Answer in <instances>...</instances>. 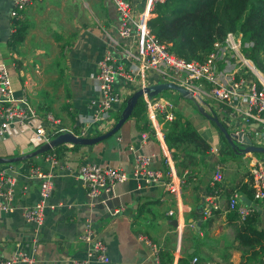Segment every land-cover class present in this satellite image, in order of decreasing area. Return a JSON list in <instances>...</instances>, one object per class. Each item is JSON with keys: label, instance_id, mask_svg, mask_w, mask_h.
Returning <instances> with one entry per match:
<instances>
[{"label": "crops", "instance_id": "0c3cea01", "mask_svg": "<svg viewBox=\"0 0 264 264\" xmlns=\"http://www.w3.org/2000/svg\"><path fill=\"white\" fill-rule=\"evenodd\" d=\"M128 2L134 8V15L141 11L143 0ZM12 4L13 0H0V64L7 70L13 94L25 96L38 115L51 114L60 121L61 127L80 129L90 115L89 104L98 99L90 75L103 53L110 49L104 34L114 36L117 28L111 1L31 0L25 10L17 12L16 18H10ZM13 22L26 27L24 40L16 46L26 69L23 63L15 62L12 49L7 47ZM111 53L118 63L128 65L116 50L111 49ZM156 83L149 81L150 85ZM113 88L121 93L122 80L116 79ZM121 105L114 108L103 125H91L88 137L110 130ZM176 109L184 114L188 111L182 104L176 105ZM195 120V130L207 144L219 153L222 147L230 156L216 128L204 118ZM27 125H12L0 137L1 161L21 158L23 153L31 154L38 149L40 145L33 134L37 123L30 121ZM141 134L147 135L144 143ZM159 143L150 129L139 132L129 119L114 136L97 145L56 147L59 167L54 170L53 192L36 233L35 249L32 248L34 229L24 223L21 210L36 204L38 183L24 174L33 168L46 170V164L40 156L0 164V168L12 166L4 175L15 180L12 211H0V259L21 251L33 257V264H238L240 254L234 249L233 237L242 220L227 217L230 213L227 202L235 188L246 182L245 174L228 179L229 170L219 158L209 155L204 167L177 171L171 159L174 149ZM165 153L174 176L181 177L186 172L177 198L164 188L168 181L165 175L155 184L131 178L137 155L152 156L148 168L164 174L169 169ZM217 162L221 166L222 181L213 185L211 176ZM83 163L118 169L128 180L116 184L107 198L101 197L92 203L86 197L85 188L74 178ZM207 199L217 208L204 217L202 211ZM259 211L257 226L264 228V205ZM173 220L177 228L172 226ZM86 224L104 246L107 263L97 262L95 258L87 260V245L78 239Z\"/></svg>", "mask_w": 264, "mask_h": 264}, {"label": "built area", "instance_id": "2783aa9c", "mask_svg": "<svg viewBox=\"0 0 264 264\" xmlns=\"http://www.w3.org/2000/svg\"><path fill=\"white\" fill-rule=\"evenodd\" d=\"M110 1L116 14L117 28L114 36L104 34L110 49L103 53L90 75L98 99L89 104L91 112L82 122L83 126L69 130L61 127L60 121L51 114L38 115L25 96L13 94L7 70L0 64V137L6 134L10 126L28 127L30 121L37 123L33 134L40 146L48 144L61 133H69L76 138L88 137L91 125H103L110 119L116 106L123 104L137 90L151 86L149 81L153 80L157 81L156 84L170 83L182 88L187 92V98L205 113L215 117L226 132L233 135L241 133L248 137L252 146L264 148V74L243 54V50L253 47L251 42H242L239 34L226 33L221 41L212 44L210 51L200 61L185 62L169 53V45L159 43L147 29L153 6L164 0H143L142 9L136 15L133 14L128 0ZM30 4L31 0H13L9 17L16 18L17 12L25 10ZM111 49L116 50L120 59L128 65L118 63ZM118 78L123 83L121 93L113 88L114 81ZM141 99L150 130L162 145L160 124L174 119L176 104L163 97L148 98L145 94H142ZM140 137L142 143L147 139L146 134H141ZM236 145L243 148L240 142H236ZM52 150L40 155V159L46 164V170L33 168L24 174L25 178L36 180L38 183L36 204L21 210L24 223L34 229L33 249L47 201L53 192L54 170L59 167L56 153L50 152ZM208 155L218 158L219 151L209 146ZM243 155L250 157L248 182L253 192V201H264V159H259L253 154ZM164 156L169 169L163 174L160 170L148 168L152 156L137 155L132 163L131 178L137 182L155 184L166 176L168 181H165L164 188L177 198L186 172L181 177L174 176L171 173L169 156L167 153ZM11 169V165L0 168V211L5 213L12 211L15 180L4 175L5 170ZM74 178L85 188L86 197L92 203L101 197L107 198L116 184L128 180L123 171L88 163L78 167ZM221 181V166L217 162L213 166L211 184H219ZM216 208V205L207 199L202 215L209 216ZM253 209V206L246 207L236 193L228 198L227 210L236 212L240 220L249 216ZM78 239L87 245V260L95 258L100 263L108 262L105 248L96 239L89 224L83 227ZM192 262L194 263L195 259ZM33 263V257L21 251L7 259H0V264Z\"/></svg>", "mask_w": 264, "mask_h": 264}, {"label": "trees", "instance_id": "16d2710c", "mask_svg": "<svg viewBox=\"0 0 264 264\" xmlns=\"http://www.w3.org/2000/svg\"><path fill=\"white\" fill-rule=\"evenodd\" d=\"M151 13L147 22L149 33L159 43L168 44V51L174 57L185 62L200 61L214 42L221 41L226 33H234L241 36L242 42L253 44L249 50H243V54L264 74V0H164L155 4ZM12 24L13 32L7 39L9 49L20 45L26 35L24 25ZM123 107L124 104L116 120ZM191 107L194 112L186 114L176 109L174 119L161 128L164 146L174 149L171 159L177 171L204 167L208 158L209 145L195 130V119L203 117L193 105ZM129 119L139 132L150 129L141 98L136 101ZM218 135L231 153L236 154L237 148H231L223 136ZM233 193L254 202L248 180L236 187L230 196ZM227 217L238 219L236 212L228 213ZM260 217L259 209H253L235 230L233 241L234 249L240 254L238 264H264V228L257 226Z\"/></svg>", "mask_w": 264, "mask_h": 264}, {"label": "water", "instance_id": "95a60500", "mask_svg": "<svg viewBox=\"0 0 264 264\" xmlns=\"http://www.w3.org/2000/svg\"><path fill=\"white\" fill-rule=\"evenodd\" d=\"M167 90L175 91L183 98H187V92L185 90L170 83H159V84L147 86L143 89L137 90L131 96H129V98L124 102V107L122 108L117 121L112 126V128H110V130H108L107 132L97 136L83 137V138H76L69 133H61L57 137L50 140L48 144L39 146L38 149L32 152L31 154H26L25 152L23 153V156L21 158L11 159L6 162L0 160V164L13 163V162L16 163L30 159L35 156H40L48 152L49 150L54 149L63 144H70L72 146L90 147L100 142H103L112 135H114L120 129V127L127 121V119L131 115L132 109L136 104V101L139 98H141L142 94H145L148 98H153L156 97L161 92ZM194 107L196 109V112L200 116H202L204 119H206L208 122L214 125L216 130L223 136L224 140L231 148L233 147L237 148L236 154H254V153L264 154V148H258L252 146L251 141L248 139V137L242 135L241 133L233 135L226 132L225 129L221 126V124L217 121L215 117H211L198 106H194ZM236 142L237 143L240 142L243 145L242 146L243 148L238 147L236 145ZM241 201L245 204L246 207L252 206V201L248 199L242 198ZM256 209L258 210L259 208L256 207ZM259 214H261V211H259ZM172 226L174 228H177V223L174 221L172 223Z\"/></svg>", "mask_w": 264, "mask_h": 264}, {"label": "rangeland", "instance_id": "374dc122", "mask_svg": "<svg viewBox=\"0 0 264 264\" xmlns=\"http://www.w3.org/2000/svg\"><path fill=\"white\" fill-rule=\"evenodd\" d=\"M130 7L134 11V8L132 7L131 4H130ZM134 13H135V11H134ZM12 51H13V54L15 56V62L17 64L19 62L23 63L24 64L23 69H26L27 66L25 65V62H23L21 60V58H20L21 57V52L19 51V49L16 46H14V47H12ZM27 62L31 63L32 61H27ZM15 73H16V71H15ZM156 97H163L165 99H169V100L173 101L176 105L182 104V108L185 107L186 109H188L189 112H194V109L191 107V105H193V107L196 106L189 99L183 98L177 92L171 91V90L163 91L160 94H158ZM121 107H122V105L120 106V109H121ZM115 118H116V116H115ZM162 126H163V124H160V128ZM228 130H230V129H228ZM114 135H112V136H114ZM35 141H36L37 144H39L38 140L35 139ZM223 144H225V143H223ZM220 148H221V153H219L218 158H219L220 163L227 170H229L228 173H227L228 179L231 178V180H233L236 177V175L243 173V174H245L244 177L246 178V180H248V172H246V171H249L250 157L249 156H245L243 154H234V153H230V156H228L224 151H222V147H220ZM223 148H225V150L228 149L225 145H223ZM229 151L231 152V150H229ZM253 156H255V157L259 158V159H264V154H258V153L255 154L254 153ZM263 205H264V201H259L257 203L254 202V206L253 207L260 208L261 206L263 207ZM263 227H264V224H263Z\"/></svg>", "mask_w": 264, "mask_h": 264}]
</instances>
